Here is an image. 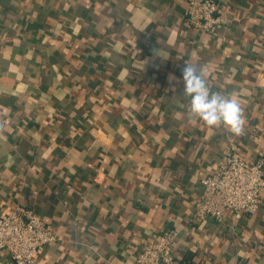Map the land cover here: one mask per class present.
Instances as JSON below:
<instances>
[{"label":"crops","instance_id":"obj_1","mask_svg":"<svg viewBox=\"0 0 264 264\" xmlns=\"http://www.w3.org/2000/svg\"><path fill=\"white\" fill-rule=\"evenodd\" d=\"M217 1L228 24L204 33L187 0H0V215L26 205L60 237L35 264H137L167 228L177 264H264V198L193 213L229 143L264 148V0ZM188 63L241 105L242 135L192 116Z\"/></svg>","mask_w":264,"mask_h":264},{"label":"built area","instance_id":"obj_2","mask_svg":"<svg viewBox=\"0 0 264 264\" xmlns=\"http://www.w3.org/2000/svg\"><path fill=\"white\" fill-rule=\"evenodd\" d=\"M217 0H187L184 20L197 31L213 33L226 28L228 17ZM202 195L194 208V218L213 217L226 223V213L233 219L255 214L264 198V148L254 161L244 157L235 142L229 143L218 169L202 178ZM177 228L165 229L157 239L141 245L137 264H177L174 246ZM50 223L33 208L16 204L0 215V251L8 250L15 264H35L43 247L59 240Z\"/></svg>","mask_w":264,"mask_h":264},{"label":"clouds","instance_id":"obj_3","mask_svg":"<svg viewBox=\"0 0 264 264\" xmlns=\"http://www.w3.org/2000/svg\"><path fill=\"white\" fill-rule=\"evenodd\" d=\"M180 81L183 94L190 98V112L208 127L223 126L235 135H242L244 130L243 109L237 100L212 92L202 70L192 64H184Z\"/></svg>","mask_w":264,"mask_h":264}]
</instances>
